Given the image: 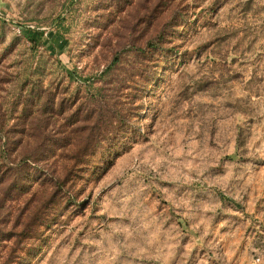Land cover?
<instances>
[{"label": "rangeland", "instance_id": "1", "mask_svg": "<svg viewBox=\"0 0 264 264\" xmlns=\"http://www.w3.org/2000/svg\"><path fill=\"white\" fill-rule=\"evenodd\" d=\"M0 264H264V0H0Z\"/></svg>", "mask_w": 264, "mask_h": 264}, {"label": "trees", "instance_id": "2", "mask_svg": "<svg viewBox=\"0 0 264 264\" xmlns=\"http://www.w3.org/2000/svg\"><path fill=\"white\" fill-rule=\"evenodd\" d=\"M78 148H79V150H77L76 153H81V154H84V155L86 154L87 150L85 148L83 150H81L82 148H80V147H78ZM7 151L6 150L4 151V155L11 154L10 152H7ZM88 151H90V148H88ZM62 155H63L64 159H66L68 157V154H67L66 151H65V154L63 152ZM18 157H21L19 159L20 160V164L25 165V163L27 161H29V159H31L32 155L29 154V153H22V154H19ZM15 159H17V158H15ZM15 159L11 160L12 164H14V162H15L14 160ZM61 165L62 166L60 168L57 166V167H54V169H51V172H50L49 176H42L40 178L41 184H43L44 186L49 187L52 190V193H51L52 197H55L56 195H58L59 193L64 191L63 189L65 188V185H66L65 180L67 179V177L71 173H73L74 169H76V167L70 166L69 164H66V163H63ZM13 167H11V168H13ZM25 168L28 169L29 166L28 165L24 166V169ZM59 171L63 172V176L60 177V174H58V173H60ZM20 181H22V179L20 180V179L16 178V180L13 182L12 186L14 188V191H18V190H20L21 188L24 187V182H20Z\"/></svg>", "mask_w": 264, "mask_h": 264}]
</instances>
